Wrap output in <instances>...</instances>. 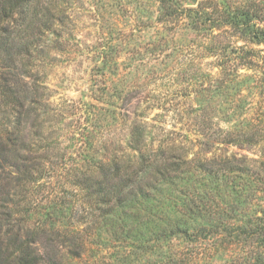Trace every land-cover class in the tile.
I'll return each mask as SVG.
<instances>
[{
	"label": "rangeland",
	"instance_id": "374dc122",
	"mask_svg": "<svg viewBox=\"0 0 264 264\" xmlns=\"http://www.w3.org/2000/svg\"><path fill=\"white\" fill-rule=\"evenodd\" d=\"M54 4L52 30L21 41L35 43L31 57L20 56L23 69L50 95L39 106L40 151L53 145L46 171L27 186L22 205L29 228L55 217L61 231L82 230L88 242L74 258L58 241L48 246L45 235L39 245L61 250L65 264H247L255 249L224 230L264 217V0H170L172 12L162 0ZM15 117L0 105V130L13 129ZM220 128L254 135L255 144L215 143ZM137 129L156 148L169 130L186 136L191 153L214 144L204 157L244 160L241 169L249 173L220 179L198 173L184 185L164 183L159 202L147 210L129 205L90 228L86 222L100 211L75 181L114 154H136ZM182 187L209 193L203 218L185 213L174 191ZM169 216L189 232L168 233Z\"/></svg>",
	"mask_w": 264,
	"mask_h": 264
},
{
	"label": "trees",
	"instance_id": "16d2710c",
	"mask_svg": "<svg viewBox=\"0 0 264 264\" xmlns=\"http://www.w3.org/2000/svg\"><path fill=\"white\" fill-rule=\"evenodd\" d=\"M35 1L0 0V105L10 106L16 116L13 129L0 130V264H65L61 250L55 248L53 251H46L39 245L41 235L46 236L48 246L58 241L64 248L68 247L67 254L71 258L80 257L87 250L88 241L82 230L72 232L69 229L63 232L57 226L58 219H51L49 215V218L39 226L34 225L32 229L27 225L24 215L28 210L22 205V196L27 186L35 183L46 171L45 165L50 162V155L47 154L53 146L46 144L47 148L44 145V150L40 151L44 143V136L41 135L44 123L39 121V106L46 103L50 95L37 78L28 75L23 69L26 68V63L20 58L31 57L30 53L35 45L34 41H21L34 31H37V40L40 35L50 32L55 23V0H44V4L37 0L36 3L40 5ZM162 1L166 11L172 12L167 6L170 0ZM36 7H39V12ZM14 46L18 50L14 51ZM27 124H31L29 128H26ZM137 131L140 139L137 141L136 154L128 158L123 156L126 155L124 153L114 154L107 162L99 163L95 170L82 171L75 181L79 189L91 194L90 199L94 200L93 205L96 204L94 210L100 211L99 215L94 216V220L86 222L91 224L90 228L105 222L101 218L113 215L117 209L125 211V207L129 205L143 204L147 210L152 202H159L156 192L161 191L164 183L170 185L177 180L184 185L188 182V176L198 173L208 174L216 179L225 177L228 173H249L241 169L244 160L234 163L228 159L224 161L221 156L204 157V152L207 149L211 151L214 144L211 148H201L200 153H191V148L185 143L188 141L186 136L182 135L183 139L173 137L179 134L169 130L166 141L163 139L156 148L151 142L146 143L140 129ZM245 133L220 128L219 135L212 141L222 145L255 144L254 135L246 137ZM217 149L222 150L214 147V151ZM190 154L194 156L189 158ZM174 191L181 193L179 199L185 207V213L203 218L205 204L210 198L208 192L201 187H194L192 192L183 187ZM154 208L156 205L151 206V209ZM151 209L149 208V214L152 216L154 214ZM54 211L56 212L55 208ZM167 221V226L173 223L167 229L168 233L187 234L190 230L189 227H181L170 216ZM242 222L244 223L237 224L233 231H224L229 234L236 232V237L249 241V246L253 251L255 249L254 254L249 256L251 259L245 263L264 264V217H254V220ZM132 230L131 227L128 233ZM164 232L162 235L166 234Z\"/></svg>",
	"mask_w": 264,
	"mask_h": 264
}]
</instances>
